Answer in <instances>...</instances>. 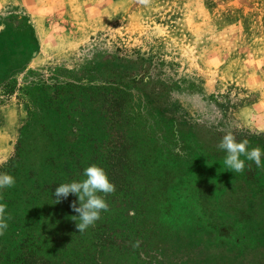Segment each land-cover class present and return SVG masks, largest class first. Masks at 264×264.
Wrapping results in <instances>:
<instances>
[{
    "label": "rangeland",
    "instance_id": "374dc122",
    "mask_svg": "<svg viewBox=\"0 0 264 264\" xmlns=\"http://www.w3.org/2000/svg\"><path fill=\"white\" fill-rule=\"evenodd\" d=\"M12 16L24 21L15 46L36 45L17 84L32 78L27 70L48 79L55 67L76 87L64 109L43 106L21 134L23 105L0 97V165L16 142L22 150L0 202L11 217L0 264H15L24 222L58 234L62 220H52L65 206L45 189L85 179L94 143L106 138L103 99L116 91L126 92L117 125L132 167L149 155L148 207L163 241L153 264H264V167L246 160V172L233 173L217 147L231 132L264 151V0H0V27L15 28ZM142 109L152 112L137 118ZM103 264L123 259L112 250Z\"/></svg>",
    "mask_w": 264,
    "mask_h": 264
},
{
    "label": "trees",
    "instance_id": "16d2710c",
    "mask_svg": "<svg viewBox=\"0 0 264 264\" xmlns=\"http://www.w3.org/2000/svg\"><path fill=\"white\" fill-rule=\"evenodd\" d=\"M10 20L15 25L14 29L6 30L0 27V97L8 99L13 96L23 105L26 118L18 130L21 134V130L28 125L33 113L42 110L43 106L54 110H59V106H62L64 109L65 101L70 98L72 88L76 86L72 82L62 80V77L61 80L58 79L55 67L52 68L48 79L43 78L38 72L32 73L27 70V74H31L32 78L25 79L24 84L18 85L15 77L25 69L24 64L35 52L36 45L34 41H31L27 47H16L12 32L20 29L24 21L18 16H12ZM3 35L8 36L2 37ZM128 79L127 76L121 75L117 82L123 84ZM47 80H49L48 84H46ZM49 89L50 94H47ZM40 92H42L41 97ZM125 99L126 92L124 91L121 93L116 91L113 96L103 99L106 119L104 137L106 138H102L99 143H94L93 151L96 156L86 165L89 167L94 163L102 168L110 182L115 185V192L105 197L109 210L102 212L100 219L84 233H79L76 229V222L79 223L76 217L78 213H72L73 210L70 207L77 197L70 194L69 199H65V203L60 202L58 206L54 205L57 210H61L64 205L63 210L66 211L62 214L58 213L59 215L52 220L54 225H58L60 219L62 220L60 222V224L63 223L62 228H55L57 235L46 237L44 234H38L28 222L20 226V232L15 233L14 236L12 260L15 264H72L73 262L75 264H103L104 254L112 250L123 259V264H153L161 261L163 257L159 253L160 248H163L161 246L163 241L158 230L159 226L151 217L148 207L147 176L149 171L146 170V163L149 155L144 154V157L138 160L139 168H133L132 166L137 161L132 162L130 159L125 140L117 125L119 118L123 116L122 106ZM145 112L149 114L152 111L139 110L136 112V117H142ZM141 122L143 123L142 120ZM167 122L163 124L166 125ZM150 127L148 124L145 127L144 131L147 134H149ZM143 142L146 143V141ZM20 150L19 142H16L12 156L0 165V174L7 173L14 176L19 163ZM46 188V193H50V198H55L53 195L55 189L52 186ZM38 191L42 192L43 189H38ZM5 193V189L0 190V202L7 198ZM25 193L28 197L32 196L29 189ZM66 244H71V247L77 246L79 254L76 256L70 253L71 248L65 247ZM62 247L64 255L60 252ZM5 248L0 236V253ZM47 248H49L48 251ZM51 254L61 260L54 261L55 257ZM64 258L66 261H62Z\"/></svg>",
    "mask_w": 264,
    "mask_h": 264
},
{
    "label": "clouds",
    "instance_id": "9594fccd",
    "mask_svg": "<svg viewBox=\"0 0 264 264\" xmlns=\"http://www.w3.org/2000/svg\"><path fill=\"white\" fill-rule=\"evenodd\" d=\"M139 3L147 6L150 4V0H139ZM248 145L247 140L237 142L231 132L222 137L217 147L226 154L223 163L231 172L245 173L246 160L254 163L257 169L264 167V163H262L264 151L259 147L249 149ZM241 157H244V159H241ZM250 170H252L251 164L247 166V171ZM83 175L85 179L63 183L54 192L56 203H60L69 194L78 197L79 206H77L76 201H73L70 207L75 213H78L76 217L79 223L76 222V229L79 233H84L100 219L102 212L109 210L105 197L116 190L106 172L96 165L85 168ZM14 185L15 179L12 175L0 174V190ZM6 207V204L0 203V236H4L9 227L7 221L11 219L10 216L6 217Z\"/></svg>",
    "mask_w": 264,
    "mask_h": 264
}]
</instances>
